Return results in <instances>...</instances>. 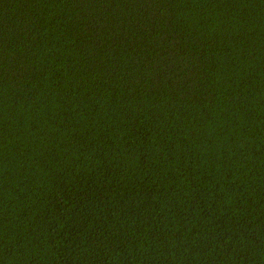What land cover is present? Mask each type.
<instances>
[{"label": "trees", "instance_id": "trees-1", "mask_svg": "<svg viewBox=\"0 0 264 264\" xmlns=\"http://www.w3.org/2000/svg\"><path fill=\"white\" fill-rule=\"evenodd\" d=\"M0 264H264V0H0Z\"/></svg>", "mask_w": 264, "mask_h": 264}]
</instances>
